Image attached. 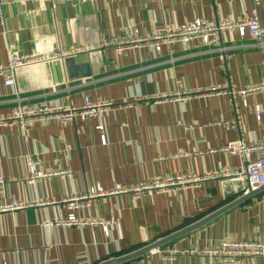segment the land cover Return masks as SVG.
<instances>
[{"label": "crops", "instance_id": "1", "mask_svg": "<svg viewBox=\"0 0 264 264\" xmlns=\"http://www.w3.org/2000/svg\"><path fill=\"white\" fill-rule=\"evenodd\" d=\"M255 7L264 23V0H5L0 64L14 54L49 59L20 67L13 88L0 76V118L18 106L81 107L86 97L113 107L64 126L0 125V205H31L0 211V264H100L193 225L246 194V179L233 175L212 176L179 192L121 191L156 177L240 167L239 156L220 148L230 141L264 140L263 96L253 94L245 102L240 95L263 79V52L254 40L227 31L218 45L194 39L164 45L157 54L146 45L121 55L101 42L197 18L241 20ZM61 52L72 53L76 65H88L90 74L71 75L66 58L57 57ZM212 87L222 92L205 93ZM178 93L183 96L163 97ZM30 161L43 175L32 173ZM94 187L109 194L80 210L69 208L70 198ZM72 213L109 221L110 230L62 225ZM222 238L264 244V190L161 248H215ZM118 264L224 263L217 255L184 254L170 262L149 252ZM235 264H264V257L242 256Z\"/></svg>", "mask_w": 264, "mask_h": 264}, {"label": "built area", "instance_id": "2", "mask_svg": "<svg viewBox=\"0 0 264 264\" xmlns=\"http://www.w3.org/2000/svg\"><path fill=\"white\" fill-rule=\"evenodd\" d=\"M30 1V0H22ZM85 2L86 0H81ZM5 0H0V9ZM237 32L241 36L248 35L254 40L255 45L263 52L261 60L262 81L261 83L249 86L240 91V95L245 102L247 98L253 94L262 95L264 98V23L260 19L259 10L257 7L253 8L251 14L241 20H221L218 22H210L206 19L197 18L196 20L183 23L176 26H165L159 31H154L150 34L140 35L137 30H132L131 33L121 38H103L102 46L112 47L118 54H124L126 51L135 48H141L150 45L154 53H158L164 45L181 42L189 44L194 39H199L205 45H218L221 43V35L225 32ZM223 48L221 47V50ZM72 55L70 52H61L57 54L59 58H68ZM48 55H37L33 57H21L19 55H12L7 64H0V76L4 78L5 85L13 88L16 84V74L20 67L27 64L48 60ZM220 93L219 88L212 87L205 93ZM182 97L183 95L170 94L163 97ZM113 107L112 102H95L90 97L85 98V102L81 107L56 105H31L27 107L18 106L9 116L0 118V125L15 124L21 129H27L37 126H46L48 124H57L64 126L75 122L77 118L87 119L90 117H100L105 112H108ZM262 114L261 106H257L256 115L260 119ZM98 131L101 132V138L106 143V136L104 134L105 127L103 124L97 126ZM221 151L227 155L239 156L242 160L240 167L230 168L228 166L221 168L218 172L206 176H200L196 173H183L177 175H169L156 177L146 182H141L131 189H123V191H132L135 193H143L146 191L161 192H179L183 189L195 188L206 179L212 176H235L237 178L246 179L247 186L245 193L251 190H256L264 185V140L258 143L247 144L243 140L230 141L220 148ZM30 169L36 176L39 174L35 167V162L30 161ZM35 177V175L33 176ZM2 183V181H0ZM109 193L101 187H94L89 192L74 196L67 202L69 208L76 211L82 207L89 205L92 198L106 196ZM30 204L12 201L10 203H3L0 205L1 212L16 211L24 209ZM62 225L67 227L77 226L84 227L86 225L101 226L106 232H109L111 222L103 220H83L76 213H72L68 220L63 221ZM150 253L157 254L163 260L173 262L179 256L184 254H201V255H217L224 264H235L237 259L242 256H263L264 244L243 241L231 240L222 238L215 248H201L198 245L188 247H179L172 245L166 250L161 247L153 249Z\"/></svg>", "mask_w": 264, "mask_h": 264}, {"label": "water", "instance_id": "3", "mask_svg": "<svg viewBox=\"0 0 264 264\" xmlns=\"http://www.w3.org/2000/svg\"><path fill=\"white\" fill-rule=\"evenodd\" d=\"M65 65H66V68L71 75H75V74H78L80 72H83L82 74H84L86 76H88L90 74L88 65H76L75 64V58L73 56H70V57L65 59ZM262 190H264V185L259 187L256 190L249 191L247 194L241 196L240 198H238L234 202L216 210L212 214L202 218L201 220H199L198 222H196L193 225H190L186 228H183L177 232H174L173 234H170L169 236H166L165 238H162L161 240L153 242V243H151V244H149V245H147V246H145L139 250H136V251L131 252L129 254H126L124 256H119L116 258H112V259L103 261L100 264H118V263H122V262H125L128 260H131V259L136 258V257L146 256L151 250L159 248L165 243H168V242H170V241H172V240H174V239H176V238H178V237H180L186 233H189L190 231H193L194 229H197L203 225H206L207 223L211 222L215 218L221 216L223 213H225L226 211H228L229 209H231L235 205H238V204L246 201L247 199H249L252 196L261 192Z\"/></svg>", "mask_w": 264, "mask_h": 264}]
</instances>
